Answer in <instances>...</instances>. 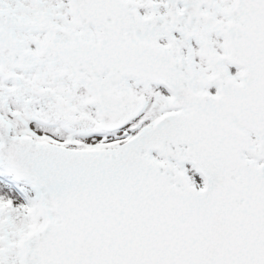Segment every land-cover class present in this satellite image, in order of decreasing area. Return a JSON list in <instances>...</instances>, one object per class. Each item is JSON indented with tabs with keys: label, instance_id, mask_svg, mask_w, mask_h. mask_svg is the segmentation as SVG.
Returning a JSON list of instances; mask_svg holds the SVG:
<instances>
[{
	"label": "snow or ice",
	"instance_id": "obj_1",
	"mask_svg": "<svg viewBox=\"0 0 264 264\" xmlns=\"http://www.w3.org/2000/svg\"><path fill=\"white\" fill-rule=\"evenodd\" d=\"M0 264H264V0H0Z\"/></svg>",
	"mask_w": 264,
	"mask_h": 264
}]
</instances>
